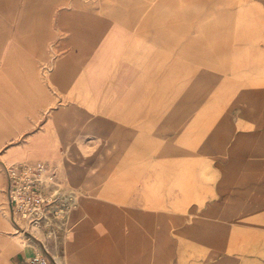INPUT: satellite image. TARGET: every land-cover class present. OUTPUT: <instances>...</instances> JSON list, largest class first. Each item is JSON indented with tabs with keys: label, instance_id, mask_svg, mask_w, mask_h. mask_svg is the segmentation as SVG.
Instances as JSON below:
<instances>
[{
	"label": "rangeland",
	"instance_id": "374dc122",
	"mask_svg": "<svg viewBox=\"0 0 264 264\" xmlns=\"http://www.w3.org/2000/svg\"><path fill=\"white\" fill-rule=\"evenodd\" d=\"M25 4L130 32L126 55L109 62L105 91L82 101L48 90L42 73L54 42L46 59L33 57L50 103L0 147V213L21 232L13 230L17 243L33 245L32 258L40 250L16 224L24 222L12 192L44 177L35 189L53 206L83 194L124 206L169 240L170 264H264V0H17V14ZM18 30L11 22L7 40ZM77 108L82 116L67 111ZM55 116L67 125L59 159L5 161L11 147L30 152Z\"/></svg>",
	"mask_w": 264,
	"mask_h": 264
},
{
	"label": "crops",
	"instance_id": "0c3cea01",
	"mask_svg": "<svg viewBox=\"0 0 264 264\" xmlns=\"http://www.w3.org/2000/svg\"><path fill=\"white\" fill-rule=\"evenodd\" d=\"M17 10V0H0V146L8 136L28 125L26 115L35 116L39 106L50 103L47 91L39 86L34 56L46 59L47 46L54 42V55L47 62L48 90L55 97H75L82 101L89 94L101 95L105 91L103 81L107 77L104 74L117 56L126 55L122 44L126 39L124 35L130 32L127 29L125 33L119 25L103 23L100 18L72 17L76 14L57 17L53 8L37 10L25 4L20 14ZM11 22L19 27L16 41L7 40ZM27 103V107L33 106L34 114L25 111ZM67 111L83 114L82 109ZM61 117L48 121L44 130L36 135L30 152L11 147L5 161L59 159L60 156H54L62 134L59 130L63 132L67 126L60 124ZM6 222L12 225L0 213V264H9L11 255L18 258L17 264H30L33 245H19V238L11 236L13 230ZM68 222L70 230L62 240L50 241L57 245V255H53L56 264L174 263L169 240L139 225L127 209L115 201L83 194Z\"/></svg>",
	"mask_w": 264,
	"mask_h": 264
},
{
	"label": "built area",
	"instance_id": "2783aa9c",
	"mask_svg": "<svg viewBox=\"0 0 264 264\" xmlns=\"http://www.w3.org/2000/svg\"><path fill=\"white\" fill-rule=\"evenodd\" d=\"M39 171H46V167L41 166ZM40 181L42 182L40 178L29 179L25 184L15 186L14 194L12 192V209L24 222V225L19 221H16V224L20 225L25 238L40 243V250L32 258L31 264H53L45 242L59 240L66 232L69 215L77 207V201L75 197L70 196L65 203L53 206L48 199L43 198V195L37 194L35 183Z\"/></svg>",
	"mask_w": 264,
	"mask_h": 264
},
{
	"label": "bare ground",
	"instance_id": "6f19581e",
	"mask_svg": "<svg viewBox=\"0 0 264 264\" xmlns=\"http://www.w3.org/2000/svg\"><path fill=\"white\" fill-rule=\"evenodd\" d=\"M54 54V53H53ZM55 61V60H54ZM54 65V64H53ZM47 68H48V66H47ZM46 68V69H47ZM53 68V67H52ZM44 71V70H43ZM46 71V70H45ZM49 71V70H48ZM42 75H45V80H47L48 79V73L47 72H45L44 74L42 73ZM41 78H42V76H41ZM52 83V82H51ZM55 86V85H54ZM57 87V86H56ZM40 88H42V89H44L43 87H42V85H41V83H40ZM56 90V89H55ZM52 103V102H51ZM43 105V104H42ZM49 105V102L48 103H46V104H44L42 107H47ZM48 109V108H47ZM26 110V109H25ZM31 139V138H30ZM35 140V139H34ZM1 147V146H0ZM43 161H46V160H43ZM43 178L44 177H42L41 179L43 180ZM44 198V197H43ZM77 201V200H76ZM79 201V200H78ZM77 201V203H79ZM13 230H17L16 228H13ZM70 230V228L68 227L67 228V233H68V231ZM17 232L19 233L20 231L19 230H17ZM13 234L11 235L13 238H17L18 239V235H16L14 232H12ZM21 233V232H20ZM23 233V232H22ZM38 253V252H37ZM60 261V260H59ZM59 261H58V263H59Z\"/></svg>",
	"mask_w": 264,
	"mask_h": 264
}]
</instances>
